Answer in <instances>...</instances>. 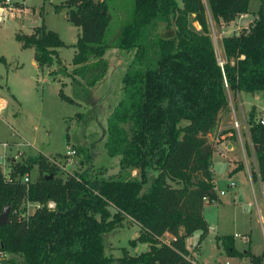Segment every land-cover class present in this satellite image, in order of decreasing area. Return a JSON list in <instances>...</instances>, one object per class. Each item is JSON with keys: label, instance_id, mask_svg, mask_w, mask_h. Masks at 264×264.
Segmentation results:
<instances>
[{"label": "trees", "instance_id": "16d2710c", "mask_svg": "<svg viewBox=\"0 0 264 264\" xmlns=\"http://www.w3.org/2000/svg\"><path fill=\"white\" fill-rule=\"evenodd\" d=\"M250 1L65 0L54 5L55 11L65 7L67 20L79 30L72 64L87 79L84 85L72 78L75 98L61 82L62 100L86 102L88 86L107 68L102 59L106 50L133 51L121 79L122 98L106 120L104 148L110 158H118L119 169L107 175L106 167L85 168L63 178L53 161L37 154L12 167L15 177L37 166L39 175L28 187L6 182L0 169V212L12 204L9 221L0 226V248L9 254L8 264H17L18 256L22 264H192L185 238L196 230L200 241L206 236L203 207L217 200L209 134L228 110V91H264V0H258L255 17L241 33L222 37L224 63L216 56L208 16L230 22L249 12ZM117 6L124 17L108 43L104 35ZM161 23L173 28L172 36L157 33ZM14 37L21 48L34 50L39 68L56 67L48 73L54 80L57 74L70 76L57 51L65 43L43 21ZM91 57L97 59L88 62ZM247 122L256 146L257 169L251 178L264 184V125L256 119L255 106ZM78 152L89 161L86 148ZM24 198L42 204L53 200L56 206H43L22 219L14 209ZM126 221L139 228L131 245L146 243L148 249L136 255L107 254L106 234ZM216 239L228 256L264 264V252L238 251L233 235Z\"/></svg>", "mask_w": 264, "mask_h": 264}, {"label": "rangeland", "instance_id": "374dc122", "mask_svg": "<svg viewBox=\"0 0 264 264\" xmlns=\"http://www.w3.org/2000/svg\"><path fill=\"white\" fill-rule=\"evenodd\" d=\"M61 1L63 0H26L21 14L0 24V57L3 58L0 60V97L7 102L5 110H0V155L3 154L0 168L4 172H11L13 165L26 163L30 157L42 154L48 160L59 161L58 175L63 178L85 168L95 170L100 166L107 168V175H112L118 171L119 166L118 158H110L104 148L106 120L122 98L121 79L131 62L133 51L128 52L115 47L106 50L102 59L106 62L107 68L103 77L94 85L88 86L90 94L86 102L75 99V103H70L62 100L58 94L61 82L64 83L63 91L75 98L72 78L80 79L84 85L87 79H82V76L75 72L76 67L72 64L76 49L74 44L79 30L67 20L65 7L55 11L54 5ZM260 4L258 0H251L248 16L239 21L234 19L232 23L222 20L217 23L208 16L209 35L220 62L225 61L222 37H235L241 33L246 28L244 26L252 22ZM41 6L43 10L40 16L38 10ZM111 15L112 19L104 35V40L108 43L114 41L119 31L120 21L124 17L122 6L112 8ZM19 18H22L23 28L40 24L43 21L47 28L58 33L65 43V46L60 49V58L66 63L70 76L57 74L58 81L49 78L45 71L37 70L32 63V51L21 48L14 38V26ZM190 26L200 29L199 25L193 21H190ZM172 29L161 23L157 33L161 37H170ZM96 59V57H91L88 62ZM228 97L229 106L235 107L239 119L241 118L239 102H241V109L247 113L252 105L256 106L259 114L264 110V91L262 90L253 93L242 91L240 101L234 92L228 91ZM258 112H256V119ZM77 113H82V115L77 116ZM242 135H244L242 143L245 154L238 150L237 159L247 161L252 171L253 161H256L253 144L247 141L245 132L242 131ZM209 140L215 143V139L209 138ZM3 143H8V147L3 146ZM68 147L76 150V154L71 158L63 156ZM80 148H86L90 153L89 161L82 152H78ZM232 155L233 153L223 156L217 151L212 159L213 178L219 197L225 202V206L217 211L216 201H213L204 210L205 217L210 224L219 222V227H212L200 243L202 252L197 259L200 261L205 259L208 264L227 262L246 264L250 262L249 258L239 259L227 256L224 252L220 254L216 248L215 239V236L220 233H235L237 246L242 250H247L250 245L249 241L244 239L245 237L252 239L251 250H264V235L257 211L258 206L264 209V184L250 182L245 168L231 172V161L236 158ZM228 169H230L229 172ZM26 174L30 176L31 181H34L39 175V169L35 165ZM232 182L235 184L234 187L229 186ZM221 190L223 194H220ZM113 211L111 208L112 213ZM138 232V225L127 221L114 228L105 236L106 253L118 257L124 252L136 255L146 251L147 248L140 243L136 246L130 243ZM197 242L198 233L185 241L190 249ZM7 255L9 258L8 253ZM17 264H22L19 256Z\"/></svg>", "mask_w": 264, "mask_h": 264}, {"label": "crops", "instance_id": "0c3cea01", "mask_svg": "<svg viewBox=\"0 0 264 264\" xmlns=\"http://www.w3.org/2000/svg\"><path fill=\"white\" fill-rule=\"evenodd\" d=\"M63 1H65V0H63ZM63 1H61L60 3H62ZM60 3H58V4H60ZM42 10H43V6H41V8L38 10V13H39L40 16L42 15ZM248 14L249 13L243 14V15H241L239 17H236L235 20L239 21L240 19H244L245 17L248 16ZM65 16L67 18V14ZM232 22H233V20L230 21V23H232ZM40 24H41V22H40ZM40 24L33 25V26H29L28 28H23V26H22V18H19L18 21L15 22V26H14V36H15V33L17 31H22L24 33H30L31 32V29L33 27L38 26ZM247 26L248 25H246L244 27H247ZM48 29H50V28H48ZM18 44H19V42H18ZM25 49H30L32 51V55H33L32 63L36 66L37 70H40L42 72L45 71L48 74L50 70L55 69L54 66L52 68H49V67L39 68L38 65H37V63H36V61L34 60V50L32 48H25ZM60 49H61V47L60 48H57V51L59 53V56H60ZM64 64L66 65V63H64ZM48 76H49V78L53 79L52 76H50L49 74H48ZM241 92L242 91L236 93L237 94L238 101H240V94H241ZM6 104H7L6 100L4 98H1L0 97V110H5V108L7 107ZM238 106L240 107V115H241V118L240 119L237 117V112H236L235 107L233 105L231 107L229 106V110H227L226 112H224L221 115V118L218 121V124L212 130V133L209 134V138L211 140L212 139H215L214 140V142H215L214 143L215 149H214V152H213L212 157H211V162H213L212 161L213 156H214L215 153H217V151H219V153L221 155H223V156H225V154L226 155H229V154H232L233 153L232 156L233 157H236V158H235L234 161H231V163H232L231 172L232 171H237V170L239 171V170H242L243 168H245L246 169V172H247V175L249 177L250 182H259V183H261L260 180H257V181H253L252 180L251 174H250L251 171L249 169V164L247 163V161H240L241 159H237V157H238V150H240L242 152V154H245V150H244L243 143H242V137L244 138V135H242V131L245 132V134L247 135L246 136V139H247V141L250 142L249 132H248L249 125H248V122H247L248 121V113L247 112H244L241 109V102H239V105ZM252 106H255V105H252ZM256 112H258L257 108H256ZM259 115L260 114L258 112V117H259ZM234 119H237L240 122H242V124H241V126L239 128V131H237L233 127V125H232ZM255 147L256 146L253 145V148H255ZM222 163H224V162H222ZM253 166H254L253 170H256L257 169V161H253ZM211 169H212V172H213V165H211ZM229 171H230V169H228V172ZM133 174H135V171L133 172ZM214 183H215V180H214ZM234 185L235 184L233 182L229 184V186H231V187H234ZM215 191H216V194H217V200H215L216 201L215 206L218 208L217 211H219V210H221L225 206V202L223 200H221V198L219 197V193H218V190L216 188V183H215ZM220 194H223V190L220 191ZM208 204H210V203L205 202L204 207H203V217H204V219H205V221H206V223L208 225V232H207L206 236L208 235L209 230L212 227H216V228L219 227V222H217V223L214 222V223H211L210 224L209 221L205 217V211L204 210H205V207L208 206ZM263 210L264 209H262L260 206L257 207V211H258V215H259V221H260V224L262 225L261 228H262L263 235H264V212H263ZM195 233H198V242L196 243V245L193 246V247H191V249H190V248H188L186 246V243H185V246L188 249L189 254H190L189 256L192 258V264H208L207 261H205V259H202L201 261L197 259V256L202 252L200 243H201V241H203L206 238V236L200 241L199 238H200L201 231L200 230H196V231H194L192 233V235L186 237L185 238V241L188 238L193 237V235ZM228 234H231V235L234 236V246H235V248L238 251H240V252H246L247 250H250V252L252 254H255V255H259V254H261V253L264 252V250L263 251L251 250V242H252L251 237L247 240V241H249V244H250L249 245V248L247 250H244V249L242 250V249L238 248L237 242H236V234L235 233H226V232L220 233V235L217 234L215 236V239H216V237L223 236V235H228ZM140 244L143 245V247L145 246L148 249V244H146V243H140ZM216 248L218 249V251H219L220 254L224 252L225 255H227L226 252L224 251L222 245H221L220 240H217V239H216ZM236 258L243 259V258H247V257H242V258L236 257ZM196 261H198V262H196Z\"/></svg>", "mask_w": 264, "mask_h": 264}, {"label": "built area", "instance_id": "2783aa9c", "mask_svg": "<svg viewBox=\"0 0 264 264\" xmlns=\"http://www.w3.org/2000/svg\"><path fill=\"white\" fill-rule=\"evenodd\" d=\"M25 1L26 0H0V24L4 23L9 19H13L17 17V15L21 14L22 10L26 5ZM257 120L264 125V110L261 111V114L259 115ZM241 124L242 122H240L237 119H234L232 123L233 127L237 131H239ZM3 146L8 147V143H3ZM75 154H76V150L72 147H68L67 150L63 153V156L65 158H71ZM2 158H3V154L0 155V161H2ZM50 160L53 161V163H55L56 166H59L58 165L59 161H54L53 159ZM1 172L6 182L11 183L14 181H20L21 183L26 185V187H28L29 183L31 182L30 176L28 174L16 175L15 177H12L11 172H4L2 170ZM205 201L207 200L205 199ZM43 206H46L48 210H54L56 205L53 200H47L45 204H42L39 201H32L28 198H24L21 204L14 209V213L19 215V217H21L22 219H27L31 214H33L36 210L40 209ZM244 239L248 240L247 237H245ZM7 256H8L7 253L0 248V260L7 258ZM225 264H229V263L227 262ZM246 264H251V263L249 262Z\"/></svg>", "mask_w": 264, "mask_h": 264}, {"label": "water", "instance_id": "95a60500", "mask_svg": "<svg viewBox=\"0 0 264 264\" xmlns=\"http://www.w3.org/2000/svg\"><path fill=\"white\" fill-rule=\"evenodd\" d=\"M48 177H51L49 175ZM12 210L11 202L7 203L0 212V226L6 224L9 221L10 212ZM0 264H8V259L4 258L0 260Z\"/></svg>", "mask_w": 264, "mask_h": 264}]
</instances>
